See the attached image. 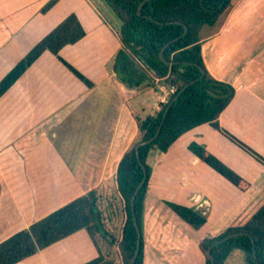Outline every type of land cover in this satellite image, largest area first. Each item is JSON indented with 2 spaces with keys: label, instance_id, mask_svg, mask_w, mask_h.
I'll list each match as a JSON object with an SVG mask.
<instances>
[{
  "label": "crops",
  "instance_id": "crops-1",
  "mask_svg": "<svg viewBox=\"0 0 264 264\" xmlns=\"http://www.w3.org/2000/svg\"><path fill=\"white\" fill-rule=\"evenodd\" d=\"M49 1L0 0V51L14 42L19 62L70 14L83 28L98 14L90 0H59L42 13ZM65 4L71 7L67 16L56 22L55 17L40 18ZM199 37L208 73L235 89L219 126L264 159V0H233L214 26L201 28ZM83 42H88L86 34L59 56ZM85 64L73 67L88 78ZM12 65L0 53V80ZM91 82L93 87H86L45 52L1 97L0 243L89 191L114 184L121 158L138 138L135 118L158 111L166 90L158 80L145 89H128L113 71ZM147 91L153 92L150 113L141 97ZM13 92L15 100L5 101ZM193 144L248 187L240 190L203 163L190 151ZM146 162L151 176L143 213V264H205L199 249L204 238L244 225L264 206V164L209 124L183 134L166 153L151 150ZM168 202L208 211L206 223L193 229ZM86 236L79 231L19 264H84L97 257ZM243 263L240 251L224 262Z\"/></svg>",
  "mask_w": 264,
  "mask_h": 264
},
{
  "label": "trees",
  "instance_id": "trees-1",
  "mask_svg": "<svg viewBox=\"0 0 264 264\" xmlns=\"http://www.w3.org/2000/svg\"><path fill=\"white\" fill-rule=\"evenodd\" d=\"M58 1L50 0L41 12H47ZM103 1L121 23L118 33L121 48L112 64L117 80L128 89H145L158 80L166 90L175 87L176 91L154 114L135 118L138 139L118 164L113 196L103 194L104 185L100 186L9 237L0 243V264H19L79 231L87 233L97 252L95 259L84 264H131L138 243L134 219L141 232L134 264H143V213L151 176V168L146 162L148 153L151 150L166 153L183 134L198 126L209 124L264 164L258 153L219 126L218 119L233 100L235 89L208 73L201 53V28L214 26L232 6L233 0ZM185 27L186 35L168 46L161 55L166 45L184 34ZM84 36L85 30L77 17L74 14L67 16L0 80V99L45 52L57 57L81 83L92 88L93 83L88 78L59 56L64 47L76 44ZM159 128L156 139L139 148L138 158L137 144L152 139ZM189 149L240 190L248 187L243 178L203 147L193 144ZM144 179L133 201L134 193ZM167 206L195 230L207 221L206 210L197 211L169 202ZM117 212L123 215L124 222L118 235H114L107 221ZM210 248L212 259L208 254ZM199 249L205 264H224L235 251L243 253L245 264H264V206L244 225L230 227L217 237L204 238Z\"/></svg>",
  "mask_w": 264,
  "mask_h": 264
},
{
  "label": "rangeland",
  "instance_id": "rangeland-1",
  "mask_svg": "<svg viewBox=\"0 0 264 264\" xmlns=\"http://www.w3.org/2000/svg\"><path fill=\"white\" fill-rule=\"evenodd\" d=\"M90 3L93 5V8L97 11L98 14H96L94 18L95 20L94 19L92 20L91 18L89 19L90 21H85L84 23V28H85L84 30H85V34L87 35L88 42H83V46L82 45H80L81 47L78 46L80 48H71V47L66 48L64 51H66L68 54L67 55L65 54L63 57L61 56V58L72 66L74 65L82 66L83 62L86 61L85 67H83L85 69L83 70H85V74L86 76H88V79L90 81H94V80H98V78H101L103 75L112 72V64L117 56L118 51L121 48L118 39V33L121 27V23L114 16L112 11L108 8V6L104 3L103 0H90ZM70 8L71 7L69 6V4H65L61 8L56 10L54 14H50L45 17L40 16V18L43 21L47 22V20L49 21V19L55 17L53 22H56L59 19L67 16L68 14L67 12L71 10ZM86 17H93V16L92 15L89 16L88 13ZM75 49H79V51ZM66 52H62V53L64 54ZM0 53L5 54L8 57V61L11 62V64H13L12 66H14L21 58L19 56L20 52L17 49L14 42L8 44L4 49L0 51ZM10 68L11 66L8 67L7 69L9 70L8 73L11 71ZM1 74L3 73H1L0 71V78L3 76V75L1 76ZM11 95L13 96L12 97L7 96L5 101L8 99L9 101L11 100L14 101L15 100L14 92ZM141 97L142 99H144L143 103L146 113L152 112L150 105L148 104H152L153 102V92L147 91ZM129 104L133 105L134 103L133 101H130ZM103 191H104L103 194H106L107 196H113L115 193L114 184L108 182L107 185H104ZM107 215H110V213H107ZM123 222H124L123 215L117 212L116 215L112 217L111 220L107 221L109 230H111L114 233V235H118ZM81 232L83 233V235H86L85 231H81ZM87 240L89 247L90 240L88 237ZM77 243H78L77 244L78 247L80 248L84 245L83 242H77Z\"/></svg>",
  "mask_w": 264,
  "mask_h": 264
},
{
  "label": "water",
  "instance_id": "water-1",
  "mask_svg": "<svg viewBox=\"0 0 264 264\" xmlns=\"http://www.w3.org/2000/svg\"><path fill=\"white\" fill-rule=\"evenodd\" d=\"M147 1H149V0H146L144 3H146ZM144 3H143V4H144ZM143 4L141 5V7H140V9H139V12H138L139 15H141L140 10H141ZM186 33H187V27H185V32H184V34H183L181 37H179V38L173 40V41L170 42L168 45H166V47L162 50L161 55H163L164 50H165L168 46H170L172 43H174V42H176L177 40H179L180 38H182L184 35H186ZM189 85H190V84H189ZM189 85H187V87H188ZM183 90H184V89H183ZM183 90H182V91H183ZM182 91H181V92H182ZM179 95H180V94H179ZM179 95H178V96H179ZM178 96H177V97H178ZM177 97L174 99V101L177 99ZM159 130H160V128L158 129L156 135H155L152 139L137 144V146H136L135 149H136V153H137V157H138V158H139V148L142 147V146H144V145H148V144H150L151 142H153V141L156 139V137L158 136V134H159ZM144 173L146 174L145 169H144ZM144 181H145V179H144V180L139 184V186L137 187V189H136V191H135V193H134V196H133V201H135V198H136V196H137V194H138V192H139L141 186L144 184ZM132 209L134 210V205H132ZM134 222H135V226H136V230H137V235H138V243H137V249H136L135 255H134L133 259H132L131 264H134V262H135V260H136V258H137V256H138L139 248H140V241H141V232H140V229H139V226H138L137 220L134 219ZM231 237H232V236L227 237V238H225L224 240H227V239H229V238H231ZM208 254H209L210 258L212 259V256H211V248L208 250Z\"/></svg>",
  "mask_w": 264,
  "mask_h": 264
},
{
  "label": "built area",
  "instance_id": "built-area-1",
  "mask_svg": "<svg viewBox=\"0 0 264 264\" xmlns=\"http://www.w3.org/2000/svg\"><path fill=\"white\" fill-rule=\"evenodd\" d=\"M175 87H171L169 90H165V95L160 98L159 103L161 105H166L168 103L169 96L175 93ZM160 108V107H159Z\"/></svg>",
  "mask_w": 264,
  "mask_h": 264
}]
</instances>
